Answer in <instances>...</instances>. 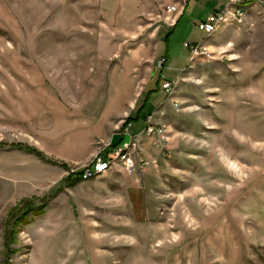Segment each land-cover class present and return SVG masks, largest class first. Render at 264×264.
<instances>
[{
  "label": "rangeland",
  "instance_id": "374dc122",
  "mask_svg": "<svg viewBox=\"0 0 264 264\" xmlns=\"http://www.w3.org/2000/svg\"><path fill=\"white\" fill-rule=\"evenodd\" d=\"M188 2L0 0V264H264V19L249 7L259 20L223 26L219 48L189 67L185 44L206 39L197 24L221 5ZM174 5L185 8L175 25ZM158 51L167 79L189 68L144 110L166 108L171 149L147 221L113 205L97 178L8 230L13 207L55 193L65 161L82 168L113 144L127 119L119 110H139L157 89Z\"/></svg>",
  "mask_w": 264,
  "mask_h": 264
},
{
  "label": "crops",
  "instance_id": "0c3cea01",
  "mask_svg": "<svg viewBox=\"0 0 264 264\" xmlns=\"http://www.w3.org/2000/svg\"><path fill=\"white\" fill-rule=\"evenodd\" d=\"M197 1H199V0H190L188 2V4H186L185 8L187 9L188 7H190L192 5V3L197 2ZM219 4L221 5V8H222L223 4L221 2H219ZM260 14H261V10H260ZM181 16L177 17L174 20V25L179 21ZM257 16H259V14H257ZM257 16H255L254 13L251 14L249 16V19H250L249 22L253 21V23H254L256 20H259V18ZM236 29H238L237 26L232 27V25H224V27L222 28L221 31L228 33L230 31H233ZM241 29L242 28L239 27V30H241ZM171 31H172L171 29L168 30L167 34L164 37V40H166L168 38ZM221 31L219 30V32L216 35H214L210 38L206 37V39L201 44H199L202 46V49L207 50L208 52L211 50L218 49L219 48L218 46L220 45V32ZM196 45H198V44H196ZM158 55H160L159 51H158ZM190 55H191V58H190L189 67L194 63V60H195V58H193L191 52H190ZM163 57L164 56L160 55V58H163ZM165 57L168 59L167 55H165ZM168 61L169 60H167V62ZM188 68L184 69V71L181 74L177 75L176 77L167 79L163 74L164 70L168 69V65L166 64V66L162 69L159 77H161L162 79L163 78L166 79L167 82L172 81L174 79H180L182 77L183 73ZM154 81L155 80L151 81L150 83H154ZM157 81H158V79H157ZM157 81H156V83H157ZM163 84L164 83L161 82V85H160L161 89H162ZM160 86H159V89H160ZM156 90L157 89L152 88L150 90V92L151 91L155 92ZM141 108H139V110H137V111L133 110L132 108H129L128 111L119 110V112L123 113V115H126L127 119L132 118V127L130 130L132 135H138L145 129L146 124H147V119L149 117H150V120H153V122H155L156 124L162 125L167 129V124H166L165 120L162 118L164 116V112H165L166 108L162 107L160 109L158 106L153 111L152 110L142 111V112H140V114H138L139 111L141 110ZM125 139L126 138L123 136V132L121 131V133L117 134V136L113 139V144H115V145L119 144L120 142L125 141ZM141 148H142V152H143V158L150 161V162L156 163V165L149 168L145 172L144 175H142V174L129 175L126 172H124L122 168L116 167L114 170H112L111 172H109L108 174H106L105 176H103L102 178H99V179H108V181H109V184L102 188L103 195L108 196L110 198L109 200L115 206L121 204V205L125 206L127 209H132V210L137 211V213L139 215L138 220L141 221L142 224H144V221H147L146 215H148L152 212V210H150L151 207L147 206L148 203H150L149 202L150 199H148V198H149V191L151 189V181L153 179V175H154L155 171H157L160 168V164L162 165V163L165 162V159L160 156V152H159L157 145L155 146L154 141L151 139H147V138L142 139ZM77 164L78 163L75 162V159L74 160L71 159V161H69V162L65 161V165L67 166V169L64 168L63 174H62V179L57 183V188H54V190L55 189L58 190L61 187H65L66 180L71 175L70 174L71 171L74 170V167ZM90 182L91 181L82 182L73 188H66L65 187L64 192L59 194L58 201H61V197H63V196H69V195L75 194V192L78 191L82 185L89 184ZM97 184H99V183L95 182V185H97ZM62 202H63V204L65 203L64 200ZM146 203H147V205H146ZM143 216H144V218H143ZM57 221L61 222V223L62 222L65 223L66 219L63 216V217H59L57 219ZM71 230H72V232L77 234L79 237L81 236V233H80L79 228L77 226L73 225ZM81 240H82V238L80 237V244L78 245V250H77L78 252L76 253V257L78 254H80V252H82L81 251V249H82L81 248V245H82ZM75 261H76V258H75Z\"/></svg>",
  "mask_w": 264,
  "mask_h": 264
},
{
  "label": "built area",
  "instance_id": "2783aa9c",
  "mask_svg": "<svg viewBox=\"0 0 264 264\" xmlns=\"http://www.w3.org/2000/svg\"><path fill=\"white\" fill-rule=\"evenodd\" d=\"M223 4L222 8L212 12L209 17L200 21L197 26L198 29L205 33L210 30L222 28V20H229L230 23H239V26H244L249 22L248 14H244V7L263 6L264 0H215ZM185 8L180 9L178 6H168L166 8V14L170 18H177L183 14ZM185 47L190 50L193 58L206 55V50L202 49L200 45L185 44ZM210 57V56H208ZM167 64V59L162 58L159 61L160 69H163ZM179 80L174 79L172 81L165 82L162 85L163 91L172 96V92L175 91V87H178ZM175 107H179L175 104ZM132 124L128 125L123 131V136L127 139L116 147L108 146L105 150L98 153L94 158L82 168L74 169L70 174L78 176L82 182L91 181L97 179L98 174H108L116 167H120L129 175L142 174L156 165L154 162H150L143 158V152L141 148V141L144 138L154 139L159 149L160 156L162 158H168L171 155L170 138L167 129L158 125L155 122H150V117L147 119V126L138 135H132Z\"/></svg>",
  "mask_w": 264,
  "mask_h": 264
},
{
  "label": "trees",
  "instance_id": "16d2710c",
  "mask_svg": "<svg viewBox=\"0 0 264 264\" xmlns=\"http://www.w3.org/2000/svg\"><path fill=\"white\" fill-rule=\"evenodd\" d=\"M190 1V0H189ZM161 80L162 78L159 77L158 81H157V90L159 89V86L161 85ZM154 93V91H151L148 93L144 104L141 108V110L139 111L138 114H140V112L144 111L145 108L147 107L148 103L150 102V98L152 96V94ZM132 124V118H129L125 121L121 131L123 132L124 129H126L128 127V125ZM122 142H120L119 144H112L111 147H116L118 145H120ZM14 148H18L19 150L25 151L29 154L35 155L38 158L42 159L43 161H46V158L43 156V154L41 152H39L36 149L30 148V147H24V146H14ZM65 169H67V166L64 165L63 166ZM79 183H82V180L78 177L75 176L73 174H71L68 179L65 182V187L66 188H73L76 185H78ZM65 187H61L60 189L56 190L55 193L51 196L45 197V198H28V199H24L22 200L18 205H16L15 207L12 208V210L10 211L8 220L6 221L5 226L7 227L8 230L9 227L11 225H13V223L15 225L19 224L20 222H23L24 225H28L31 222V219L29 218L30 215H33V217H38V216H42L45 214V211L49 205V203L55 199L63 190ZM36 202H39V206L36 205ZM13 231V230H11ZM8 231L6 230V233ZM10 233H7L5 236V246H6V253L8 254V258L10 255H13L15 252L12 250L11 248V242L14 243L15 241L13 240V236Z\"/></svg>",
  "mask_w": 264,
  "mask_h": 264
},
{
  "label": "bare ground",
  "instance_id": "6f19581e",
  "mask_svg": "<svg viewBox=\"0 0 264 264\" xmlns=\"http://www.w3.org/2000/svg\"><path fill=\"white\" fill-rule=\"evenodd\" d=\"M255 7L259 8L261 10V15H262V17L264 19V7L263 6H255ZM248 12H249V7H244V14H248ZM227 24H233V23H230L229 20H222V26L227 25ZM235 24H239V23H235ZM220 29L210 30V32L205 33V35L207 37H211V36L217 34ZM200 47H201V45H200ZM175 89H176V87H175ZM172 94H173V92H172ZM150 122H153V121L150 120ZM105 175L106 174H98L97 178L103 177Z\"/></svg>",
  "mask_w": 264,
  "mask_h": 264
}]
</instances>
